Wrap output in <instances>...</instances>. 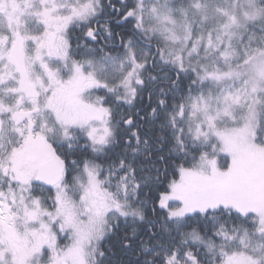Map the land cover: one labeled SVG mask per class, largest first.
I'll list each match as a JSON object with an SVG mask.
<instances>
[{"label":"snow or ice","instance_id":"6c2138e0","mask_svg":"<svg viewBox=\"0 0 264 264\" xmlns=\"http://www.w3.org/2000/svg\"><path fill=\"white\" fill-rule=\"evenodd\" d=\"M0 264H264V0H0Z\"/></svg>","mask_w":264,"mask_h":264}]
</instances>
